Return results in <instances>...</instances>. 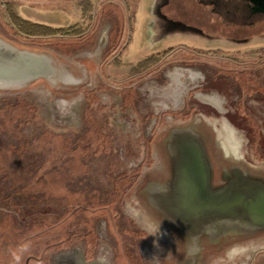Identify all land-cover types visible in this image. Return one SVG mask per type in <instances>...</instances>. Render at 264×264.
Listing matches in <instances>:
<instances>
[{
    "label": "flooded vegetation",
    "instance_id": "flooded-vegetation-1",
    "mask_svg": "<svg viewBox=\"0 0 264 264\" xmlns=\"http://www.w3.org/2000/svg\"><path fill=\"white\" fill-rule=\"evenodd\" d=\"M175 6L177 11L182 9L179 15L186 20L167 14L169 32L190 36L193 40L189 38L188 44L172 45L168 52H157L151 64L140 72L121 76L120 80L112 78L106 72L107 63L101 62V76L94 90L85 92L78 114L81 122L86 120L91 125L94 113L100 114L101 122L96 118L95 126L102 132L108 131L111 150L91 159L101 162L96 168L109 179L101 182L100 190L93 191L94 196L75 197L64 203L59 197L58 209L48 205V196L30 195L31 207L23 206L27 218L20 220L18 216L19 221L12 223L10 233L20 235L39 229L38 234L53 231L58 235L48 242L44 235H39L42 242L38 246L43 255H27L24 264L32 259L37 264H122L117 260L118 251L127 253L128 260L131 257L136 264H178L171 239L162 227L153 224V207H146L142 197L146 188L147 198L152 199L149 186L159 181L160 160L152 145L168 122L201 120L216 125L217 131L219 126L221 130L222 125L227 126L224 129H232L238 141L242 138L243 155L253 165L264 167L263 143L259 141L258 150L253 152L249 145L251 137L260 138L256 127H264V60L256 62L248 52L245 45L251 37H237L236 33L235 37L217 35L263 27L264 0H177ZM221 40L236 47L224 52L226 48L218 45ZM93 59L90 56L88 61ZM90 63L85 64V72L91 69ZM26 96L35 98L33 92ZM34 109L38 115L37 108ZM42 117L37 123L24 120L28 127L36 124L32 130L27 129L35 134L21 138L22 141L35 143L47 133L55 139L58 134L49 125L50 119ZM121 125H128V130ZM16 147L11 153L12 162L25 177H32L44 155L30 150L20 156ZM149 169H153V181L143 182ZM94 204L97 207H91ZM11 212L9 216L17 218L18 213L14 209Z\"/></svg>",
    "mask_w": 264,
    "mask_h": 264
},
{
    "label": "rangeland",
    "instance_id": "rangeland-1",
    "mask_svg": "<svg viewBox=\"0 0 264 264\" xmlns=\"http://www.w3.org/2000/svg\"><path fill=\"white\" fill-rule=\"evenodd\" d=\"M175 1L177 0H0V43L14 45L38 55L50 52L55 56L54 73L50 75L51 72L48 71L45 80L39 78L30 84L14 85L11 89L0 86V264H24L27 255L41 256L43 254L38 245L42 242V236L39 235H44L47 242L58 235V232L53 231L38 234L39 229L20 235L10 233L12 223L19 221L18 216L20 220L27 218L23 206L28 204L27 208L31 207L30 195L48 196L45 200L51 203L48 205L58 209L61 205L59 197L62 196L64 203L65 200L75 197L81 199L94 196L93 191L100 190L101 182L109 179L107 174L96 168L101 162H92L91 159L93 155H98V159L102 152L111 150L110 138L106 134L108 131L104 129L102 132L98 125L95 126L97 119L101 122L99 112L94 113L95 119H92L91 125L88 124L89 121L79 120L78 109L85 98V92L94 90L98 77L101 76L102 61L107 63L106 72L112 78L120 80L121 76L140 72L147 64H151L153 55L157 52L164 53L172 45L178 47L189 43L190 36L169 32L171 24L167 21V14L182 21L186 20L185 16L179 15L182 9L176 10ZM11 12L26 20L65 31L50 36H27L18 33L11 21ZM226 32H219L217 35L235 37L236 33L237 37H251L245 45L248 52L256 62L264 60V26L245 32L232 30L234 35ZM106 36L107 43L99 49L93 61H88L89 53L99 48V41H104L102 39ZM220 42L218 45L226 48V51L221 50L224 52L236 47L227 45L224 40ZM82 52L86 54H81ZM88 62H91V69L85 72V64ZM61 72L64 74L60 75ZM69 74L73 75V82L64 83V79L68 77L66 75ZM28 92H33L35 98L27 97ZM100 97L106 96L100 94ZM106 101L108 102L107 98ZM34 108H37L38 115ZM42 115L50 119L51 124H47L52 125L57 132L55 139L47 133L45 138L35 143L22 141L21 138L26 139L27 135L35 134H30L27 129L32 130L36 120H43ZM27 119L36 123L28 127L26 123L23 124ZM169 123L174 122L164 124L154 142ZM204 123L217 143L226 141V126L222 125V130L219 126L217 131L216 125ZM127 126L121 125V128L128 130ZM256 129L259 130L260 138L251 137L249 140L252 152L255 148L258 150L259 141L264 145L263 125H258ZM240 139L237 140L240 154L248 163L253 164L243 155V140L241 137ZM13 146H18L16 148L20 156L30 153V150L44 155L42 164L36 166L31 173L32 177H25L26 174L12 162ZM94 163L97 165L94 166ZM147 172L149 173L143 182L153 181L150 173H153V169L145 173ZM76 191L82 192L79 195ZM113 191L115 195L116 190ZM143 191L146 193L142 192L143 204L151 208L148 193L145 188ZM8 195L7 199L3 198ZM91 207L97 206L94 204ZM12 209L18 213L17 218L9 216H12ZM24 235H28L26 240ZM256 245H253V252L246 249L236 254L230 260L231 263L223 264H264V243L258 248ZM126 254L118 251L117 260L122 264H136L130 254V261ZM29 264L37 263L32 259Z\"/></svg>",
    "mask_w": 264,
    "mask_h": 264
},
{
    "label": "water",
    "instance_id": "water-1",
    "mask_svg": "<svg viewBox=\"0 0 264 264\" xmlns=\"http://www.w3.org/2000/svg\"><path fill=\"white\" fill-rule=\"evenodd\" d=\"M102 40L89 56L98 55L107 36ZM47 53L0 43V86L45 80L55 67ZM66 76L64 83L73 82ZM169 125L153 143L161 169L148 200L153 224L168 234L178 264L231 263L236 254L253 252L264 243V167L242 157L230 128L226 141L217 143L204 121Z\"/></svg>",
    "mask_w": 264,
    "mask_h": 264
},
{
    "label": "trees",
    "instance_id": "trees-1",
    "mask_svg": "<svg viewBox=\"0 0 264 264\" xmlns=\"http://www.w3.org/2000/svg\"><path fill=\"white\" fill-rule=\"evenodd\" d=\"M11 21L13 26L16 27L15 31L27 36H50L58 33H62L65 29L61 28H52L50 26L32 22L24 18L19 17L14 12H11ZM71 29V27H70Z\"/></svg>",
    "mask_w": 264,
    "mask_h": 264
},
{
    "label": "bare ground",
    "instance_id": "bare-ground-1",
    "mask_svg": "<svg viewBox=\"0 0 264 264\" xmlns=\"http://www.w3.org/2000/svg\"><path fill=\"white\" fill-rule=\"evenodd\" d=\"M174 85V84H173ZM226 128H227V126H226ZM228 130V129H227ZM225 131V130H224ZM146 189V188H145Z\"/></svg>",
    "mask_w": 264,
    "mask_h": 264
}]
</instances>
